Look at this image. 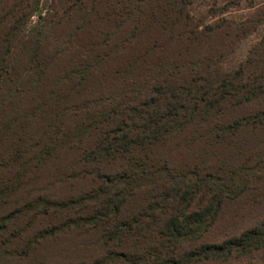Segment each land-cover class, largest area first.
Returning <instances> with one entry per match:
<instances>
[{
	"label": "trees",
	"instance_id": "16d2710c",
	"mask_svg": "<svg viewBox=\"0 0 264 264\" xmlns=\"http://www.w3.org/2000/svg\"><path fill=\"white\" fill-rule=\"evenodd\" d=\"M197 1L0 0V101L28 100L25 118L44 121L32 131L9 112L1 134L29 169L77 149L78 175L96 181L91 192L31 201L36 215L65 222H51L43 237L96 230L105 256L97 264H264V217L215 232L226 202L264 196V0ZM26 40L29 51L20 49ZM117 58L124 68L112 80L143 101L124 93L96 109L62 107ZM200 124L209 125L205 141L233 147L227 157L182 164L161 153Z\"/></svg>",
	"mask_w": 264,
	"mask_h": 264
},
{
	"label": "rangeland",
	"instance_id": "374dc122",
	"mask_svg": "<svg viewBox=\"0 0 264 264\" xmlns=\"http://www.w3.org/2000/svg\"><path fill=\"white\" fill-rule=\"evenodd\" d=\"M197 3L204 4L209 3V1L198 0ZM37 22H39V17L37 15L32 16L26 27L32 28ZM60 32L59 27H57L52 31L51 36L58 35ZM256 39L257 35L243 39L234 55L235 60L240 55H245ZM24 44L20 45V49L29 51L31 45L28 40ZM56 44L57 41L51 38L45 57L51 58L54 55ZM19 57L24 60L28 58L27 54ZM121 60L122 58H117L106 67V70L109 71L106 76L88 78L87 86L82 89L79 98L61 104L62 107L92 105L96 109L102 105L114 103V97L120 98L124 93L129 94L128 100H132L131 102L138 99L143 101L144 96L142 98L136 97V92L132 89L121 92V85H119L121 82L112 80L114 77L113 70H123L124 68L119 67ZM58 66V63L53 65L51 72H58ZM123 73L125 76L126 70ZM104 100L109 102L106 103ZM32 107L33 105L28 100H19L14 103L0 101V124L6 123L9 118L6 114L14 111L21 115L24 119L23 123H27L31 130L32 127L33 129L41 128L44 123L41 119L37 117L25 118L29 115ZM42 116L45 118L44 115ZM74 119L77 120L78 117H74ZM75 125L77 123H72L71 128ZM196 127L188 128L183 135L175 138L173 142L162 146L160 148L161 153H166L164 155L178 160L179 163L194 164L199 160L201 162L205 160L207 163L209 157L216 161L215 154L220 151L222 159L232 152L233 147L213 146L211 144L213 139L209 135L205 136L208 138L207 141L204 140L200 134L209 125L200 124L199 127ZM242 137L240 136V139ZM195 139L196 142L192 143ZM87 140L88 137L85 138V141L77 139V142L80 143L79 145H84ZM11 142L12 140L8 136L2 135L0 132V264H97L105 256L102 254V247L97 241L96 230L90 231L82 228L79 230L72 226L64 228L68 231L67 233L59 232L54 236L43 237L46 230L52 231L51 222L57 221L56 225H62L65 222L51 219V216L46 214L36 215L34 212L38 211L28 209L33 199L54 201L62 198L63 193L91 192L96 187V181L93 183L90 177L78 175V170L82 169V165L78 159L77 149L70 151L69 154L63 150L59 151L45 164H41L38 168L29 169L23 164V159H20V150L11 148ZM21 148L22 153H24L26 147ZM63 170H68L66 177ZM19 175L23 176L20 177ZM263 191L264 186L260 192ZM251 197L256 198L254 200H242L240 203L233 200L226 202L228 206L223 209L221 220L215 228L218 235L225 231L240 229L264 217V196L258 194ZM20 209L25 210L20 212ZM244 215L249 218L243 219Z\"/></svg>",
	"mask_w": 264,
	"mask_h": 264
}]
</instances>
